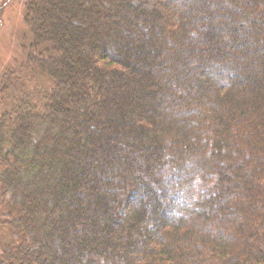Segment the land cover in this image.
<instances>
[{
  "label": "trees",
  "instance_id": "1",
  "mask_svg": "<svg viewBox=\"0 0 264 264\" xmlns=\"http://www.w3.org/2000/svg\"><path fill=\"white\" fill-rule=\"evenodd\" d=\"M25 19L36 51L0 78V264H264V0Z\"/></svg>",
  "mask_w": 264,
  "mask_h": 264
},
{
  "label": "rangeland",
  "instance_id": "2",
  "mask_svg": "<svg viewBox=\"0 0 264 264\" xmlns=\"http://www.w3.org/2000/svg\"><path fill=\"white\" fill-rule=\"evenodd\" d=\"M27 3L28 0H0V78L8 69L14 68L24 60L29 59L25 54V47L32 46L31 52L35 53L36 51L34 50L36 47L33 48V42H31L35 32H31L25 19ZM163 46L165 47L161 49H166L168 45ZM168 169L169 167H167ZM17 177L19 175H14L15 180ZM195 180L199 181L198 175H196ZM196 187L197 189H192V193L198 199L200 195L208 192V185H205V182H199ZM35 223L36 225H41L43 220H35ZM47 229L50 231L52 225ZM49 231L47 232L49 233ZM4 241L1 240L0 245H3Z\"/></svg>",
  "mask_w": 264,
  "mask_h": 264
}]
</instances>
